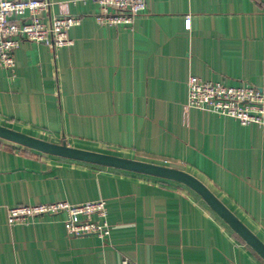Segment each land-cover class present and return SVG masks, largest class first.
I'll return each instance as SVG.
<instances>
[{
  "label": "crops",
  "instance_id": "0c3cea01",
  "mask_svg": "<svg viewBox=\"0 0 264 264\" xmlns=\"http://www.w3.org/2000/svg\"><path fill=\"white\" fill-rule=\"evenodd\" d=\"M50 1L44 20L80 16L68 31L73 43L21 41L15 76L0 67V125L183 170L264 243V126L185 106L189 76L264 86V0H147L131 26L96 23L91 1ZM100 198L107 242L69 236L64 214L7 222L10 207ZM123 256L133 264H264L182 183L0 138V264H120Z\"/></svg>",
  "mask_w": 264,
  "mask_h": 264
},
{
  "label": "built area",
  "instance_id": "2783aa9c",
  "mask_svg": "<svg viewBox=\"0 0 264 264\" xmlns=\"http://www.w3.org/2000/svg\"><path fill=\"white\" fill-rule=\"evenodd\" d=\"M99 6L96 23L108 26H131L135 17L147 7V0H81ZM75 2V0H74ZM50 0H0V67L15 76L14 51L21 41L45 44L50 48L70 46L68 31L80 24L78 15L59 14L44 20ZM186 27L190 19L185 20ZM186 107L234 118L246 126H264V86L249 84L225 85L218 81L187 78ZM64 214V228L69 236L96 235L107 242L111 227L107 220L106 201L97 199L77 204L56 201L23 204L7 210L10 225L27 224L37 216ZM120 264H133L123 256Z\"/></svg>",
  "mask_w": 264,
  "mask_h": 264
},
{
  "label": "water",
  "instance_id": "95a60500",
  "mask_svg": "<svg viewBox=\"0 0 264 264\" xmlns=\"http://www.w3.org/2000/svg\"><path fill=\"white\" fill-rule=\"evenodd\" d=\"M0 138L66 158L97 165L165 178L186 185L196 192L263 260L264 243L244 225L210 190L195 176L173 167L123 158L115 155L74 148L65 143L55 144L0 125Z\"/></svg>",
  "mask_w": 264,
  "mask_h": 264
}]
</instances>
